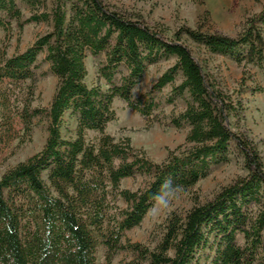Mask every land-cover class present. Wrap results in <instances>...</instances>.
Segmentation results:
<instances>
[{
  "label": "trees",
  "instance_id": "obj_1",
  "mask_svg": "<svg viewBox=\"0 0 264 264\" xmlns=\"http://www.w3.org/2000/svg\"><path fill=\"white\" fill-rule=\"evenodd\" d=\"M13 22L19 31L33 23L50 30L0 63V84L34 83L42 55L58 84L48 109L34 108L28 96L14 105L8 93L0 97V107L27 133L35 119L47 121L42 150L0 178V264H97L100 244L108 264L125 251L134 257L128 264H264V157L243 126L244 95L264 87L253 78L248 86L244 77L239 90L228 92L197 55L228 58L264 75V7L235 38L188 26L171 33L112 0H0V30ZM89 54L104 57L99 77L106 90L85 82ZM170 61L147 92L134 95L151 66ZM168 86L166 105L186 103L169 125L188 134L184 146L156 163L106 129L117 120L116 99L150 126L166 122L156 94ZM6 125L12 128V120L0 122L1 144L14 141ZM87 132L101 137L92 143ZM233 158L242 160L245 175L205 203L194 196L184 216L171 214L155 249L124 244L159 200L193 191ZM139 177L146 179L143 188H122L123 180Z\"/></svg>",
  "mask_w": 264,
  "mask_h": 264
},
{
  "label": "rangeland",
  "instance_id": "obj_2",
  "mask_svg": "<svg viewBox=\"0 0 264 264\" xmlns=\"http://www.w3.org/2000/svg\"><path fill=\"white\" fill-rule=\"evenodd\" d=\"M52 2L53 0H49ZM114 4L123 10L140 14L150 24H160L168 28L169 32L176 31L179 27L188 26L193 29L201 28L204 32H218L229 37H237L243 30L246 20L259 13L264 7V0H112ZM25 18L30 11L22 6ZM50 30L46 24H30L19 31L13 22L8 31L0 30V63L6 58L23 52L34 40ZM193 48L195 45L191 44ZM202 61L207 62L209 70L217 75L221 86L228 92H234L241 88L240 82L244 77H249L248 86L253 82L264 87V75L256 67L240 66L236 62L221 56L199 55ZM104 57L94 58L90 54L86 59L88 86L100 85L106 90V82L99 77V69ZM41 68L37 71V80L22 84H0V97L2 93H8L13 100V105L18 104L28 96L34 108L48 109L55 94L58 80L49 72V64L44 62V55L39 58ZM173 61L162 62L151 66L144 78L142 85L134 91V95L147 92L159 76L171 65ZM41 74H46L44 77ZM253 78L254 81H250ZM180 82V79H178ZM171 86L156 94L162 107L157 112L159 116L166 117L164 123H153L136 112L131 111L125 102L116 99L114 110L117 120L110 123L106 133L117 142L130 139L132 145L146 152L147 156L156 163H162L168 157L170 151H174L186 144L188 128L176 129L169 125V117L173 113L185 110L186 103L178 101L175 105H166L165 99ZM33 93V95H31ZM245 121L243 126L249 136L258 145L264 157V92L244 95ZM4 118L12 120L13 127L4 126L14 141L0 143V178L10 169L26 162L39 153L47 139V121L35 119L31 133L25 131L19 119L13 116L11 111L0 107V122ZM11 124V123H10ZM69 126L75 132L76 123L70 121ZM100 134L87 132V139L97 143ZM23 141V142H22ZM22 142V143H21ZM245 175L243 162L239 158H233L229 164L218 167L206 180L200 182L193 191L178 196L162 198L154 209L147 215L141 226L128 231L123 239L124 244H141L149 249H155L162 238L164 228L169 216L176 213L184 216L194 206L193 198L198 196L202 203L211 200L222 187L233 183L237 178ZM146 179H125L122 188L136 191L143 188ZM165 204L168 206L165 207ZM119 206L125 209L127 206L120 201ZM238 244L244 245V238L238 237ZM97 264L107 263V249L100 244L97 248ZM134 260L129 252H121L111 264H128Z\"/></svg>",
  "mask_w": 264,
  "mask_h": 264
},
{
  "label": "clouds",
  "instance_id": "obj_3",
  "mask_svg": "<svg viewBox=\"0 0 264 264\" xmlns=\"http://www.w3.org/2000/svg\"><path fill=\"white\" fill-rule=\"evenodd\" d=\"M168 205L167 204H165V207H167Z\"/></svg>",
  "mask_w": 264,
  "mask_h": 264
}]
</instances>
